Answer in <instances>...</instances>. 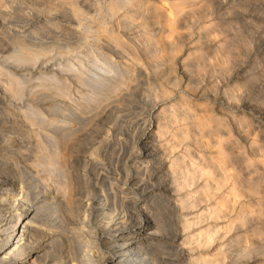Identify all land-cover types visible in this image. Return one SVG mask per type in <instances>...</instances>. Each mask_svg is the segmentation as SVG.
<instances>
[{"label":"rangeland","instance_id":"374dc122","mask_svg":"<svg viewBox=\"0 0 264 264\" xmlns=\"http://www.w3.org/2000/svg\"><path fill=\"white\" fill-rule=\"evenodd\" d=\"M1 1L0 159L51 155L49 131L67 125L91 143L76 155L101 162L73 170L90 182L64 212L71 233L116 228L103 180L130 173L118 218L147 221L142 264H264V0Z\"/></svg>","mask_w":264,"mask_h":264},{"label":"bare ground","instance_id":"6f19581e","mask_svg":"<svg viewBox=\"0 0 264 264\" xmlns=\"http://www.w3.org/2000/svg\"><path fill=\"white\" fill-rule=\"evenodd\" d=\"M1 2L2 1L0 0V3ZM70 3L71 2H69V4ZM71 5H75V3ZM73 9L75 14L81 15L82 12L79 8L75 7ZM7 86L9 88L13 87L10 82ZM60 94H62V92ZM49 132H53L56 135L53 137V146L51 144L53 147V153L51 155H47V150L39 148V155H35V161L24 164V166L19 165L17 162L11 164L10 160L6 161L1 158L2 161H0V172L2 175H0V264H61L58 260L59 256H61L62 252L70 245H73L76 250V252H74L72 255L73 257L71 258V264H127L129 260H131L133 264H142L140 260L143 257L140 256H142L145 250H149L154 246V243L149 242L146 246L143 244V241L147 239L148 235L152 234L146 232L147 221L136 222L134 225H129L126 223L127 221L122 222L118 218L119 212L117 203L118 201H121L123 205L130 204L129 197L132 196V186L130 185H133L135 188V177L128 173L125 175V181L121 186H119L120 182L115 178L110 181L103 180V182L109 185V188L107 189L106 195L104 193L100 194L101 201L99 200V210L103 213V215H105V220L103 221L106 228L110 227L112 223L116 225V228L112 230L109 229V231H104L100 235H97L93 230L91 233L92 238L86 240L85 237V241H83L84 238L82 237H75L71 233V230H69V228H71L69 227L70 223L67 221L69 218L66 219L67 214L65 215L64 212L72 211L71 201L73 200L74 192L76 191L75 185L77 183L80 184L79 182L81 181L90 182V177H87L85 173H74L73 170L78 164L83 163V166H90L93 170L97 169L98 172L101 162L98 158H95L89 162L87 160H82L78 157V155H76L78 148L88 149L87 145L89 146L91 143L89 141H84L82 143L79 141L78 143H74L72 142L71 138L68 139V135L75 133L74 128H71V126L59 125L57 128L52 129ZM86 134L88 135V133ZM99 148L102 151L105 146L103 148L99 146ZM101 151L100 153H102ZM106 151L104 153H106ZM93 154L96 155L95 152ZM130 155L132 154L130 153ZM119 162L121 161L119 160ZM41 165H45L44 167L46 171H42L40 169V167H42ZM99 178L100 176L98 175L96 179L98 180ZM131 178H133V184L131 183ZM52 179L57 181L59 189L58 191L61 192V196L63 195V199L53 191L50 183V180ZM140 180L143 184L146 181L145 178ZM76 192L78 193V191ZM47 193H49V195L46 197L45 194ZM44 196L46 198H44ZM91 204L89 203L88 206L86 204V212L88 214L85 215V222H89L87 219L89 218V215L91 216ZM75 226H78V224ZM77 235H80V233ZM53 260H55V262H52Z\"/></svg>","mask_w":264,"mask_h":264}]
</instances>
